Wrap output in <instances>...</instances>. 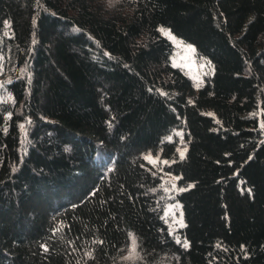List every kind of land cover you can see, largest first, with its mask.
I'll list each match as a JSON object with an SVG mask.
<instances>
[{"label":"trees","instance_id":"obj_1","mask_svg":"<svg viewBox=\"0 0 264 264\" xmlns=\"http://www.w3.org/2000/svg\"><path fill=\"white\" fill-rule=\"evenodd\" d=\"M0 55V264H264V0H0Z\"/></svg>","mask_w":264,"mask_h":264},{"label":"rangeland","instance_id":"obj_2","mask_svg":"<svg viewBox=\"0 0 264 264\" xmlns=\"http://www.w3.org/2000/svg\"><path fill=\"white\" fill-rule=\"evenodd\" d=\"M161 29L170 32L171 35L175 37V40H173L166 36L173 44V51L171 54L172 64L181 67L192 78L195 86L201 85L204 82L205 77L212 73L211 63L205 57L199 56L192 44L177 37L167 28L162 27ZM2 73V57L0 55V99L6 96L4 89L5 82L3 81ZM175 135L179 138V150L180 152H183L185 150V146L184 141L181 139V131H176V134H174V136L170 135L169 138L172 139ZM146 157H151V160H148L155 165H159L161 162H164V160H161L158 156L150 153H148ZM177 190V177L171 174H163L161 191L165 200L164 217L175 236L179 233V229H181L182 225H184L182 206L178 201L173 199V195ZM137 255V245L135 243V251H133L132 238L125 259L135 260Z\"/></svg>","mask_w":264,"mask_h":264},{"label":"snow or ice","instance_id":"obj_3","mask_svg":"<svg viewBox=\"0 0 264 264\" xmlns=\"http://www.w3.org/2000/svg\"><path fill=\"white\" fill-rule=\"evenodd\" d=\"M160 31H161L165 36H168L170 39L175 40V37H173V36L171 35L170 32L165 31L164 29H160ZM193 51H194V50H193ZM181 157H183V153H181ZM146 159L151 160V157H146ZM182 226H183V225H182ZM177 242L179 243L180 241L177 240ZM184 246L187 247L188 245L185 244ZM133 251H135V239H134V238H133Z\"/></svg>","mask_w":264,"mask_h":264}]
</instances>
